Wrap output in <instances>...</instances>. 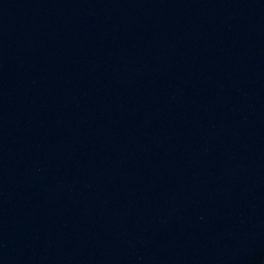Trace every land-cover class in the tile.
Segmentation results:
<instances>
[{
	"label": "water",
	"instance_id": "water-1",
	"mask_svg": "<svg viewBox=\"0 0 264 264\" xmlns=\"http://www.w3.org/2000/svg\"><path fill=\"white\" fill-rule=\"evenodd\" d=\"M0 264H264V0H0Z\"/></svg>",
	"mask_w": 264,
	"mask_h": 264
}]
</instances>
